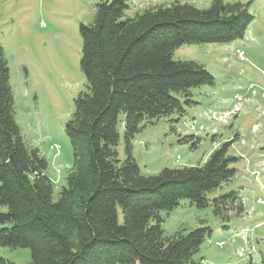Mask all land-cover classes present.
Instances as JSON below:
<instances>
[{
  "label": "trees",
  "instance_id": "1",
  "mask_svg": "<svg viewBox=\"0 0 264 264\" xmlns=\"http://www.w3.org/2000/svg\"><path fill=\"white\" fill-rule=\"evenodd\" d=\"M127 7V0H100L93 23L80 24L87 89L65 124L74 159L56 195L48 160L24 141L16 122L0 42V246L30 249L28 264H200L195 255L212 229L165 235L163 212L188 199L199 208L211 205L229 228L228 213L243 209L235 190L209 196L237 173L235 138L202 164L151 175L141 172L132 142L144 122L182 116L185 105L196 103L193 89L213 84L203 64L176 60L174 50L243 37L253 19L248 4H159L133 17L125 16ZM122 139L124 160L117 151ZM0 264L14 263L0 254Z\"/></svg>",
  "mask_w": 264,
  "mask_h": 264
},
{
  "label": "rangeland",
  "instance_id": "2",
  "mask_svg": "<svg viewBox=\"0 0 264 264\" xmlns=\"http://www.w3.org/2000/svg\"><path fill=\"white\" fill-rule=\"evenodd\" d=\"M99 1L0 0V42L10 68L15 119L24 141L48 160L55 195L74 159L65 124L75 110L74 99L87 89L80 68L79 28L93 23ZM214 1L127 0L125 16L159 4L208 8ZM224 1L248 4L253 19L244 36L225 43L183 44L174 50L176 60L203 64L213 84L193 89L196 103L185 105L182 116L174 113L144 122L132 142V155L141 172L151 175L164 167L202 164L220 144L235 138L231 153L240 157L234 164L237 173L209 194L238 192L243 209L228 213L230 227H223L211 205L199 208L188 199L169 214L163 212L162 227L170 236L180 229L209 226L212 235L195 255L200 264H264V0ZM117 151L124 160L123 139ZM0 254L14 264L31 260L28 248L0 246Z\"/></svg>",
  "mask_w": 264,
  "mask_h": 264
},
{
  "label": "built area",
  "instance_id": "3",
  "mask_svg": "<svg viewBox=\"0 0 264 264\" xmlns=\"http://www.w3.org/2000/svg\"><path fill=\"white\" fill-rule=\"evenodd\" d=\"M243 58V56H240ZM189 123H192V121H189ZM219 244L223 245V242H219Z\"/></svg>",
  "mask_w": 264,
  "mask_h": 264
}]
</instances>
